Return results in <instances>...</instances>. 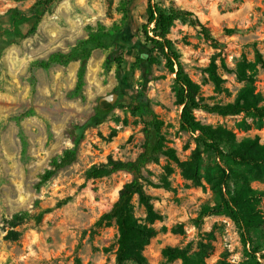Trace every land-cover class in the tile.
<instances>
[{
	"label": "rangeland",
	"instance_id": "374dc122",
	"mask_svg": "<svg viewBox=\"0 0 264 264\" xmlns=\"http://www.w3.org/2000/svg\"><path fill=\"white\" fill-rule=\"evenodd\" d=\"M120 1L54 0L46 7L35 33L21 41H0V264H115L118 227L115 222L95 227V222L110 210L132 175L117 171L107 177L86 179V172L110 156L127 160L141 151L143 124L129 107L136 92L147 96L151 108L164 121L168 145L176 150L180 161L189 159L195 148L193 135L180 127L175 74L164 66L162 57L149 71L138 64L146 0H134L129 5L130 23L109 47L92 51L86 61L82 96L73 94L80 61L49 68L34 65L54 52H68L88 36L89 26L122 24ZM165 1L193 11L222 42L221 48L212 46L199 27L182 21H177L170 33L202 95L209 102L234 101L243 86L235 73L238 62L243 57L254 62L256 48L264 59V0ZM33 2L0 0V23L8 22L6 12L10 8L28 11ZM115 52L124 55L123 70L114 63L106 72L108 57ZM213 60L223 78L221 90L210 79L208 68ZM255 85L264 95V65H257ZM112 93L118 94L114 102L117 106L105 121L86 131L76 160L43 181L53 159L74 146L69 128L87 119L100 98ZM30 110L34 113L19 119ZM195 115L204 123L232 129L239 139L264 136V127L257 128L244 113L223 116L196 110ZM242 121L251 128L244 129ZM214 164L215 157L204 154V168ZM167 165L173 168L168 176ZM144 175L155 208L163 215L154 224L158 232L144 251L147 264H166L162 254L166 246L190 243L198 248L201 242L213 246L207 264H237L245 258L241 234L228 216L210 215L200 227L195 224L202 205L217 200L209 182L204 179L203 185H195L183 176L179 163L164 154L158 162L146 166ZM165 175L169 187L165 186ZM252 185L264 191V181ZM133 205L135 215L144 221L146 211L137 197ZM261 207L264 211V197ZM178 224L183 225L182 233L173 230ZM170 264H181V260Z\"/></svg>",
	"mask_w": 264,
	"mask_h": 264
},
{
	"label": "trees",
	"instance_id": "16d2710c",
	"mask_svg": "<svg viewBox=\"0 0 264 264\" xmlns=\"http://www.w3.org/2000/svg\"><path fill=\"white\" fill-rule=\"evenodd\" d=\"M26 1V0H15ZM54 0H34L28 11L12 7L7 12L8 22L0 23V41L13 39L21 41L36 32L47 6ZM134 0H121L119 10L123 13V23L107 27L99 23L96 27L89 26L86 38L77 42L68 52H54L48 58L36 60L34 65L49 68L53 64L67 65L72 61H80L77 83L73 94L82 96L85 86L86 61L96 48H107L111 40L130 23L129 5ZM146 20L140 32L143 42L139 45L137 55L138 64L143 70L149 71L152 65L164 60V66L175 74L174 89L177 103L181 106L180 127L193 135L195 148L189 159L180 161L176 150L168 145L167 134L164 131V121L150 106L147 96L143 92H136L129 102L133 113L140 117L143 124L144 141L141 151L133 159H115L112 156L106 162L93 165L86 172V179H96L112 175L117 171H126L132 175L131 180L123 184L118 197L110 210L103 213L95 222V227L110 225L115 222L118 227V240L115 264H147L145 248L158 230L154 226L156 221L162 220L163 215L158 212L153 203L154 196L146 189L147 180L144 169L150 163L158 162L161 154L167 155L179 163L182 174L195 185H203L205 179L215 191L217 200L202 205L199 214L194 219L200 227L204 219L210 215H226L238 228L245 248V258L237 264H264V211L261 201L264 191L255 188L254 181H264V136L255 135L239 139L236 133L224 126L204 123L199 120L195 112L203 110L223 116L244 113L253 119L259 129L264 127V95L256 91L255 72L257 65H264L262 52L256 48L254 62L245 57L238 62L235 73L243 86L234 101L220 103L209 102L201 93V86L187 73L182 62L181 54L175 49L174 41L170 37L171 29L177 21L192 24L200 28L205 39L214 47L221 48L222 42L217 40L211 29L203 23L191 10L179 7L173 2L165 0H146ZM34 20L32 24L30 21ZM233 31V30H230ZM116 63L117 69L123 70L124 55L110 54L105 65L109 71ZM210 79L217 90L222 89L223 78L217 73L216 62L213 60L208 68ZM124 97L120 96V99ZM116 104L108 102L98 103L93 114L82 122L75 123L68 133L73 139L74 146L67 148L59 157L54 158L51 167L42 177L46 181L56 172L70 164L77 157V150L86 131L101 124ZM30 110L22 114H33ZM244 129L251 128L246 121L240 123ZM204 154L213 155L215 164L204 168ZM167 176L173 172L170 165L166 166ZM165 186L169 187L166 175ZM137 197L146 211L145 220H140L134 213L133 199ZM177 233L184 231L183 225L173 228ZM213 246L211 242H201L198 248L188 243L185 246H166L163 257L166 264L180 259L181 264H207ZM219 264H235L221 261Z\"/></svg>",
	"mask_w": 264,
	"mask_h": 264
},
{
	"label": "water",
	"instance_id": "95a60500",
	"mask_svg": "<svg viewBox=\"0 0 264 264\" xmlns=\"http://www.w3.org/2000/svg\"><path fill=\"white\" fill-rule=\"evenodd\" d=\"M117 97H118L117 93H112V94H109V95H106V96H102L100 98L99 103L108 102L110 104H114V102L116 101Z\"/></svg>",
	"mask_w": 264,
	"mask_h": 264
}]
</instances>
